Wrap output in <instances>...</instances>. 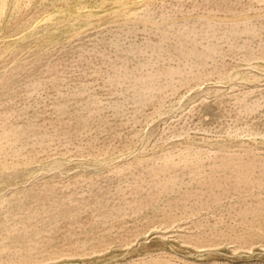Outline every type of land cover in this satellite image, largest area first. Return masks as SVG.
<instances>
[{"label": "rangeland", "instance_id": "rangeland-1", "mask_svg": "<svg viewBox=\"0 0 264 264\" xmlns=\"http://www.w3.org/2000/svg\"><path fill=\"white\" fill-rule=\"evenodd\" d=\"M0 264H264V0H0Z\"/></svg>", "mask_w": 264, "mask_h": 264}]
</instances>
